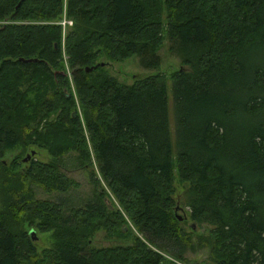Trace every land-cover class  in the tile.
<instances>
[{"label":"trees","instance_id":"1","mask_svg":"<svg viewBox=\"0 0 264 264\" xmlns=\"http://www.w3.org/2000/svg\"><path fill=\"white\" fill-rule=\"evenodd\" d=\"M164 34L186 68L169 77L173 138L165 75L127 85L98 66L155 69ZM30 148L49 160L23 163ZM70 168L94 188L83 207L36 198L77 188ZM175 180L210 227L211 264H264V0H0V264L180 261L193 246ZM124 217L141 239L90 245L98 230L130 235ZM25 224L52 245L38 252Z\"/></svg>","mask_w":264,"mask_h":264},{"label":"rangeland","instance_id":"2","mask_svg":"<svg viewBox=\"0 0 264 264\" xmlns=\"http://www.w3.org/2000/svg\"><path fill=\"white\" fill-rule=\"evenodd\" d=\"M164 15V14H163ZM63 17L61 21L62 23L65 22L64 26L67 25L68 27H71L72 22H69V25L66 24V21ZM164 41L161 45V48L157 52V56L159 58V65L157 68L152 70H146L141 66L140 60L137 56H132L131 58L122 61V62H108L105 58H102L99 62L98 66L104 67L108 74L112 77H114L117 81L120 83H124L127 85H130L136 76H147L151 74H163L168 78L167 81V95H168V111H169V118H170V130L172 133L173 138V121H172V108H171V81L169 79L171 73L186 69L182 67L180 58L171 51V42L168 40V38L163 35ZM68 70V69H67ZM20 149H15L13 151H7L4 154L3 161L8 164L13 158H15L16 155L19 154ZM31 152H34V155H32L33 158L36 160L47 162L49 160V156L45 150H40L37 148H30L29 152L23 157L22 162H24V159L27 157V155H30ZM94 171L97 169L96 165H93ZM65 175L70 178L71 180L75 181L78 185L77 188L70 190L65 195H59V194H46L41 188H35L34 192L36 194V198L43 199V200H50L53 202H59L62 200L64 202V210H70L72 208H79L83 207V205L89 201L94 194V188L92 184L89 181V175L87 171L84 170H74L73 168L66 170ZM99 177V176H98ZM175 186V200H176V206H175V215L177 217H181L182 220L179 221V226L186 232L190 233L191 235V241H192V249H187L183 255L182 260L175 259L172 255L168 253L161 254L165 257V259L170 262L171 264H211L210 263V256H209V247L206 245L201 244L199 239L202 241L207 236V230L210 229L207 225H202L200 227L193 225L191 220L189 219V209L186 206V190L187 185L178 182V180H175L174 183ZM102 188L105 187L102 185ZM111 201L106 199V204L111 209H116L120 211L118 204L116 201L112 198L110 195ZM113 207V208H112ZM193 227V230L191 229ZM23 228L27 231H34L36 240L34 241L36 250L38 252H41L43 249L49 248L53 240L50 238L49 234L47 233H39V231L34 228H29L26 224L23 225ZM118 230L122 231V233L128 234L127 237H119V235L115 232H109L108 234L104 230H98L97 232L93 233V236L91 237L89 243L93 247L97 248H107V247H115V246H131L133 243V238L138 237L142 238L140 233H138L132 226L131 222L124 217V223L119 224Z\"/></svg>","mask_w":264,"mask_h":264},{"label":"water","instance_id":"3","mask_svg":"<svg viewBox=\"0 0 264 264\" xmlns=\"http://www.w3.org/2000/svg\"><path fill=\"white\" fill-rule=\"evenodd\" d=\"M20 61L23 62V63L32 62V60H23V59H20ZM91 70H92V69H86L85 71H86V72H89V71H91ZM32 155H34V152H31L30 155H27V157L24 159V162H27V161L30 159V157H31ZM177 219H178L179 221L182 220L181 217H177ZM29 235H30V237H31V239H32L33 241L36 240V237H35V234H34V231H33V230L29 231Z\"/></svg>","mask_w":264,"mask_h":264},{"label":"built area","instance_id":"4","mask_svg":"<svg viewBox=\"0 0 264 264\" xmlns=\"http://www.w3.org/2000/svg\"><path fill=\"white\" fill-rule=\"evenodd\" d=\"M64 24H65V22H64V23H62V25H63L62 27H64ZM66 24H68V25H69V22H67V21H66Z\"/></svg>","mask_w":264,"mask_h":264}]
</instances>
